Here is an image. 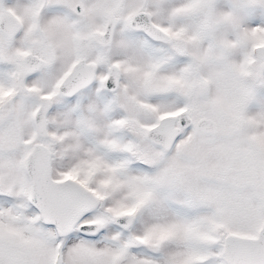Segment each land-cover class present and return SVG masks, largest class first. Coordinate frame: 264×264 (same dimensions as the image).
<instances>
[{"label": "snow or ice", "instance_id": "1", "mask_svg": "<svg viewBox=\"0 0 264 264\" xmlns=\"http://www.w3.org/2000/svg\"><path fill=\"white\" fill-rule=\"evenodd\" d=\"M0 264H264V0H0Z\"/></svg>", "mask_w": 264, "mask_h": 264}]
</instances>
